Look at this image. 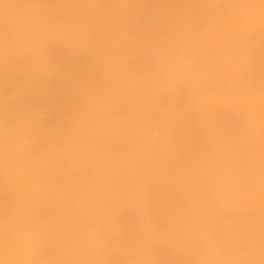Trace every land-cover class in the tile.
<instances>
[{
  "label": "bare ground",
  "instance_id": "obj_1",
  "mask_svg": "<svg viewBox=\"0 0 264 264\" xmlns=\"http://www.w3.org/2000/svg\"><path fill=\"white\" fill-rule=\"evenodd\" d=\"M242 3L0 0V34L13 41L0 87L18 68L47 69L27 102L50 114L21 125L0 165V231L26 259H219L259 244L264 36ZM248 78L249 91L193 96ZM241 113L251 120L236 126Z\"/></svg>",
  "mask_w": 264,
  "mask_h": 264
},
{
  "label": "clouds",
  "instance_id": "obj_2",
  "mask_svg": "<svg viewBox=\"0 0 264 264\" xmlns=\"http://www.w3.org/2000/svg\"><path fill=\"white\" fill-rule=\"evenodd\" d=\"M235 7L248 11H257L259 4L242 3ZM84 33L76 39L81 44ZM89 43H91L89 41ZM13 47V41L7 32L0 34V79H6L12 71L8 53ZM80 57L85 54L81 52ZM47 75V69L36 72L29 68H18L15 76L6 87H0V165H6L10 158L12 138L21 130L26 121L36 118L37 121L50 114V108L45 104L28 103V98L41 85ZM264 180V170L261 173V184ZM262 200V197H261ZM264 204V200H262ZM26 249L22 247L18 237L10 231H0V264H264V228L258 245L253 244L248 249L227 254L219 259H200L194 253L183 258L159 257L152 253H137L134 250L109 252L106 259L87 262L48 260L31 261L25 258Z\"/></svg>",
  "mask_w": 264,
  "mask_h": 264
},
{
  "label": "snow or ice",
  "instance_id": "obj_3",
  "mask_svg": "<svg viewBox=\"0 0 264 264\" xmlns=\"http://www.w3.org/2000/svg\"><path fill=\"white\" fill-rule=\"evenodd\" d=\"M228 3H231V0H227ZM249 3L256 4V0H249ZM258 4L260 6V19H261V33L264 36V0H258ZM83 46H89V38L85 36L81 41ZM217 55H222L221 52H218ZM261 61L262 65H264V45H262L261 49ZM252 80L251 78L241 80L238 84L233 85L230 82H222V81H210L208 85L203 88L195 89L193 92L194 97H204L208 95V93L215 88L219 87H227L229 89H234L237 92L249 91L251 88ZM261 99L262 103H264V69L261 72ZM251 120V116L247 114L241 113L239 117L232 121V123L236 126H245ZM222 126V122L213 123L209 125L208 128L204 131V136L207 137L212 132L217 131ZM261 197L264 200V180H262L261 184Z\"/></svg>",
  "mask_w": 264,
  "mask_h": 264
}]
</instances>
